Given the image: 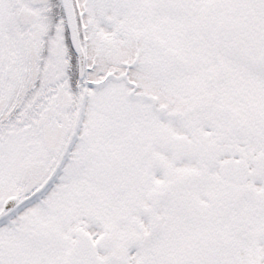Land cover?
<instances>
[{"label":"snow or ice","instance_id":"6c2138e0","mask_svg":"<svg viewBox=\"0 0 264 264\" xmlns=\"http://www.w3.org/2000/svg\"><path fill=\"white\" fill-rule=\"evenodd\" d=\"M0 264H264V0H0Z\"/></svg>","mask_w":264,"mask_h":264}]
</instances>
